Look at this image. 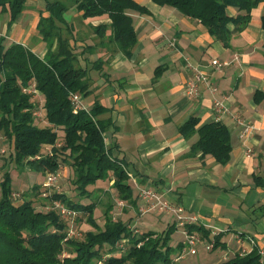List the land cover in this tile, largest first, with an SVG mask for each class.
Here are the masks:
<instances>
[{"label": "trees", "instance_id": "1", "mask_svg": "<svg viewBox=\"0 0 264 264\" xmlns=\"http://www.w3.org/2000/svg\"><path fill=\"white\" fill-rule=\"evenodd\" d=\"M27 0H0V11L7 13V28L20 16ZM168 5L182 15L198 20L207 32L223 46L230 45L233 33L243 30L251 19V11L264 0H151ZM79 17L106 15L110 22L93 26L96 37L105 39L113 48L130 58L137 42V31L132 13L148 14V8L139 0H44L39 11L36 32L45 43V53L40 56L30 44L12 41L5 45V35L0 37V131L11 148L9 160L21 168L36 172L56 171L60 166L59 155L71 166L75 196L52 192L47 199L59 201L70 210L81 213L92 229L80 238L68 235V226L54 208H37L32 193L23 192L15 198L7 163L2 165L0 178V264H169L172 254L184 247L178 242L171 246V236L176 229L172 222L165 228L142 230L129 222L111 215V204L104 209L100 225L95 216L96 201L82 202L91 196L90 185L97 180H112L121 200L133 201L129 172L123 159L107 144L104 132L109 120L99 118L107 107L94 101L89 108L74 109L70 100L72 92L85 97L90 93L88 65L79 64L76 52L78 38L74 24L66 13L70 9ZM233 10L234 13H230ZM46 12V15L43 14ZM264 31V13L260 15ZM108 32V33H107ZM92 49L86 45L80 51ZM92 64L91 68L101 62ZM30 91L26 89H30ZM42 95L45 124L35 123L37 114L32 95ZM254 101L264 99V90H256ZM44 109V110H43ZM60 130V131H59ZM184 137L196 134L189 153L200 157L210 154L217 163L230 159L232 144L230 131L221 120L199 123L196 116H189L178 126ZM62 136V143L57 139ZM51 146L50 154L41 151ZM38 188V186H36ZM258 209L264 215V206ZM138 230H137V229ZM187 231L209 234L202 224H187ZM223 233L214 235V247H225L220 241ZM124 242L125 247H122ZM66 252L61 257V254ZM219 264H260L256 248L248 253H235Z\"/></svg>", "mask_w": 264, "mask_h": 264}, {"label": "crops", "instance_id": "2", "mask_svg": "<svg viewBox=\"0 0 264 264\" xmlns=\"http://www.w3.org/2000/svg\"><path fill=\"white\" fill-rule=\"evenodd\" d=\"M139 1L149 13H132L137 42L130 58L115 50L107 38L93 33V26L110 22L106 15L82 19L76 10L68 11L71 15L68 20L72 21L74 15L79 18L74 31L81 49L86 45L92 47L79 55V64L86 66L102 60L88 71L91 85L84 104L89 108L97 101L107 107L99 114L100 119L110 122L104 132L105 141L115 145L113 152L123 159L132 174L129 177L132 189L150 185L165 199L181 203L184 214L198 215L202 224L228 227L221 230L222 240L227 232L236 235L243 231L252 235L253 242L244 244L247 251L257 249L264 230V216L258 209L259 205L264 206V99L256 102L253 94L264 90V31L260 25L264 2L252 9L246 27L233 33L230 45L225 47L198 20L182 15L174 7L151 0ZM36 4H39L37 12L31 10L30 18L20 24L29 9L25 7L9 30L12 33L17 24L28 23L29 30L13 41L27 42L42 56L46 46L36 35L35 26L43 7ZM7 31L5 24L6 37ZM214 60L226 64L215 68ZM194 67L209 75L218 97L224 99L227 111L222 118L217 117L213 95L204 85L198 97L185 94V83ZM191 115L198 117L199 123L221 120L226 124L232 144L227 163H217L210 154L200 157L199 153H189L197 135L184 137L178 126ZM234 115L253 123L251 136H239ZM248 146L252 148L249 156L245 153ZM135 195L133 192L134 202L118 199L122 201L123 214L136 206ZM154 216L149 226L167 222V214Z\"/></svg>", "mask_w": 264, "mask_h": 264}, {"label": "rangeland", "instance_id": "3", "mask_svg": "<svg viewBox=\"0 0 264 264\" xmlns=\"http://www.w3.org/2000/svg\"><path fill=\"white\" fill-rule=\"evenodd\" d=\"M37 2L40 3V6L42 7L44 6V0L26 1L27 5L25 7L29 9L25 11L24 16L21 18L20 24H22V21L28 20L30 18L31 10L33 12H37L39 10L38 8L39 4H36ZM67 2L69 5H71V0H67ZM72 10L74 9L72 8ZM69 15H70L69 12H67L66 17L70 19L71 15L70 16ZM78 19L79 18L74 15L71 22H73L75 26L76 25L78 26ZM7 20H8L7 13L0 11V37L4 33V28H5V24L7 25ZM35 20H36L35 18L31 19L32 22L33 21L35 22ZM20 24H17V26L14 28V31L12 33H10L9 28H7L8 31L6 33H8V36L5 37L3 41L5 45L12 42L13 40H16V38L20 36L21 32L24 31L27 32L29 30L28 23H24L25 25H21V26ZM30 27H32V25H30ZM36 35L38 34L36 33ZM75 37L78 38L76 34ZM30 40L31 41L34 40V37ZM75 45L74 48H76V52L78 53V55H80V51L82 50L81 45L78 44L77 47ZM88 67H90V69H93L91 68L92 63L88 64ZM32 99L35 102V105L37 106L35 110L37 112V114H35V123L38 124L39 126H43L45 124V118L43 116V111H42V103H43L42 95L40 93H35L32 95ZM88 99L89 97L87 99L86 97H83L84 102L82 100V103L85 108H87L85 104ZM62 141H63L62 136H59V138L57 139V145H60ZM41 151L48 152L50 154L51 146L49 147L42 146ZM10 152H11V148L0 131V178L3 172V170L1 169L2 165L7 163L6 167L8 168L11 175V185L14 193L16 194L15 198H21L23 196V192H26V195H28V193L31 192L32 193L31 198L34 200V204L36 205L37 208H41L43 210L54 208L57 211H59V213L67 223L68 235L71 237L80 238L83 236L85 230L92 229V227L84 221V216L81 213L75 212L73 210H70L71 212L68 213L69 208H67L61 202L59 201L50 202L48 200L49 199L48 195H50L52 192H63L74 199L77 198L75 196L76 191L74 190V184L72 179L73 178L72 168L70 165L67 164V162L62 160V154L59 155L60 166L56 171H51V172L45 171L41 173L30 170L27 167L21 168V165L17 166L13 161L9 160ZM49 174H54L55 179L50 183H46ZM130 175L132 176V174L129 172V177ZM93 185L94 186L92 185L89 186V188L91 189V196L89 198H83L82 202L96 201L97 206L94 209V216L100 225H102L104 221V209L107 204L112 205L111 208L112 217L114 218L123 217L126 220H128L130 226L132 227L137 226L142 230H148V229L160 230L165 228L166 225H168L169 223L172 222L176 223V229L171 236L170 245L176 246V243L182 242L184 243V247L172 254L173 260L169 264H219L233 257L234 254L237 252H239L240 254H244L252 250L251 249L250 251H247L245 247L246 242H249L251 240L252 235L249 236L246 233L243 234V231L237 232L236 235L226 231L227 233L225 240H222L224 239L223 237L220 239V241H223L226 244V246L214 247L213 246L215 240L214 235L220 232L221 230L227 229L228 227L226 228L225 227L217 228L211 226L208 227V225L206 226L205 224H202L200 222L202 219L198 215L196 220L193 222L185 221L183 223H179L178 221H176L174 215H172L171 213L161 212L160 210H156V209H154L153 211L142 209L139 198L138 187L143 185H137L136 191L135 188H133V192H136L135 195L136 206L132 207L131 211H127L125 214H123L120 211L122 201L118 200L119 197L117 196V192L115 188L111 186L112 182L109 183L108 180L107 181L100 180L97 181V184L95 183ZM36 186H38V188H36ZM61 208H63L65 211H62ZM159 213L168 215L167 222L164 223V220H161L160 223L162 224L164 223L162 226H159L157 224L155 225V223L149 226L150 220H152V218L155 217L154 214H159ZM190 223L202 224L206 229H209V234L207 233V235H204L201 231L195 229L192 230L191 232H188L186 227L187 224ZM188 237L190 239L193 238L194 240L193 244L187 241ZM121 243H122L121 246L125 247L124 242ZM64 254H66V252H63V254H61V257ZM261 258L262 257H260V261L262 262L264 259L261 260Z\"/></svg>", "mask_w": 264, "mask_h": 264}, {"label": "built area", "instance_id": "4", "mask_svg": "<svg viewBox=\"0 0 264 264\" xmlns=\"http://www.w3.org/2000/svg\"><path fill=\"white\" fill-rule=\"evenodd\" d=\"M222 64H226V62H220L219 60H214L213 67L219 68ZM187 66H190L189 63H186ZM201 85H204L205 87L208 88V90L211 92L213 95L212 98V105L213 108L216 112V115L218 118H222V116L226 113L227 109L224 104V99L218 97V90L215 85H213L210 81L209 75L199 69L194 67V70L192 72V75L187 79L185 83V94L190 97V98H195L200 95V87ZM30 89H26L30 91ZM70 100L71 103L74 106V109H78L81 107H84L82 103V97L79 93L72 92L70 94ZM234 122L236 123V127L238 128L239 136L240 137H249L253 133L255 127L251 121H248L244 117L240 115H234ZM246 155H251L252 154V148L247 147L245 150ZM264 154V151H263ZM55 179L54 174H49L47 177L46 183H50ZM139 191V198L141 202V207L144 210L148 211H153L154 209L160 210L161 212H166V213H171L174 215L176 221L179 223L183 222H193L196 220V216L194 215H188L183 213V206L181 203L177 202H172L167 199H165L159 192L154 190L152 187L149 185H143L138 187ZM62 211H65L63 208H61ZM70 209L68 213H70ZM191 244L194 243L193 238L187 239ZM249 242H253L252 239ZM193 251V250H192ZM257 251L260 255V257H264V230L262 234V239H261V244L258 246Z\"/></svg>", "mask_w": 264, "mask_h": 264}]
</instances>
